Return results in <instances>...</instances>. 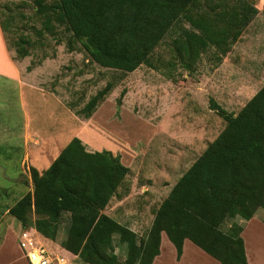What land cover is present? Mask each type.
<instances>
[{
    "label": "trees",
    "instance_id": "16d2710c",
    "mask_svg": "<svg viewBox=\"0 0 264 264\" xmlns=\"http://www.w3.org/2000/svg\"><path fill=\"white\" fill-rule=\"evenodd\" d=\"M41 27L50 20L63 24L80 41L89 60L126 73L150 57L164 35L169 58L163 62L170 79L178 67L189 73L202 52L212 49L217 60L256 13L251 0H31ZM187 26H183L182 22ZM5 24L0 19V30ZM175 28V29H174ZM19 38L16 53L25 56ZM112 87L111 82L91 95L80 112L90 116ZM115 104H120V96ZM209 108L222 118L218 134L182 172L158 204L146 232L138 236L102 212L128 168L108 150L87 152L73 136L42 171L28 167L31 190L7 209L22 228L55 240L64 223L59 245L83 264H150L158 253L163 231L175 249L187 238L218 264H248L240 227L226 219H248L264 210V83L235 112L212 100ZM264 223V214L261 217ZM124 246V258L114 254L113 238Z\"/></svg>",
    "mask_w": 264,
    "mask_h": 264
},
{
    "label": "rangeland",
    "instance_id": "374dc122",
    "mask_svg": "<svg viewBox=\"0 0 264 264\" xmlns=\"http://www.w3.org/2000/svg\"><path fill=\"white\" fill-rule=\"evenodd\" d=\"M53 1L44 0L46 3ZM251 1L256 13L225 55L217 60L212 49H207L200 54L192 72L176 67L169 79L163 62L169 58L168 41L177 31L175 28L164 35L152 51L150 57L155 67L140 64L132 71L121 73L91 62L80 41L72 39L63 24L50 20L49 29L43 30L31 0H0V19L5 24L1 33L11 59L21 64L22 72L48 59L54 60V65L40 72L39 86L45 90L60 85L63 94L58 96L59 107H56L53 100L44 99L48 94L31 91V97L27 99L31 108L26 110L29 131L44 134L53 126L57 129L55 121L60 113L58 120L68 130L64 138L76 128L81 141L86 139L99 144L96 150L110 148L118 154L128 167V187L119 191V197L120 193L127 196L119 205L123 212L120 215L131 223L137 219L138 236L149 225L153 210L178 175L222 129L224 121L209 108V102L212 100L226 112L235 113L264 83V0ZM182 23L187 26L186 22ZM22 37L26 38L23 46L27 54L19 57L16 49L20 44L18 39ZM42 77L47 80L41 81ZM106 82H111L112 87L102 101L106 100L96 105L100 104V110L95 112V107L90 116L84 117L81 107ZM21 90L24 96L29 92L24 86ZM121 90L120 106L115 110V99ZM19 95L20 85L0 75V264L19 254L18 234L20 230L29 229L22 228L5 210L22 193L31 190L29 165L19 162L23 147ZM61 108L65 114H61ZM27 142L28 145L36 143ZM140 186L147 190L141 193ZM117 199L113 198L105 210H109ZM263 212L256 208L255 218L259 219ZM233 220L226 219L220 228L226 230ZM63 237L64 223L57 229L55 240L48 244L59 247ZM35 239L44 242L40 236L36 235ZM160 241L164 245L160 252L164 253L162 264H166L170 254L165 245H169V241L165 235ZM48 244H43L44 248L54 250ZM113 244V252L121 261L124 246L118 244L116 237ZM189 244L192 243L187 240L186 245ZM61 254L71 258L65 251ZM199 255L187 250L182 264L215 262L207 254L205 257ZM65 264L83 263L72 258Z\"/></svg>",
    "mask_w": 264,
    "mask_h": 264
},
{
    "label": "crops",
    "instance_id": "0c3cea01",
    "mask_svg": "<svg viewBox=\"0 0 264 264\" xmlns=\"http://www.w3.org/2000/svg\"><path fill=\"white\" fill-rule=\"evenodd\" d=\"M20 65L21 64L15 63L14 60L11 59L9 52L7 51V49L5 47L4 39H3L1 30H0V75L4 76V78L16 81L18 86L20 85V95L18 96V100L20 102V109H21L22 115H23V131L21 134L23 147H22V153H21L19 162H21V163L26 162L27 165L33 166L35 169H37V171L40 172L49 165V163L55 158V156L59 153V151L64 147V145L68 142V140L71 137L75 136L78 139H81V138L78 135V133H77L78 129L76 130V128L73 130L74 132L70 136L64 138V134L68 130L65 129L66 127L64 126V123H60L58 120L60 113H57V120L55 121V124L58 125L57 129L54 130V126H53V129H51V131H48V133H44V134H41V133L39 134L38 132H36V131L33 132L32 130L29 131V127H27V124L29 123V118H28V113L26 110H27V107L31 108V105L29 103H27V99L29 100L31 97L30 96L32 94L31 91L40 92L41 94L42 93L48 94L49 96L44 98V99L48 98V100H50V99L53 100V102L55 103L54 106H56V107H59V105L57 104L58 96H63V94L60 93V91H61L60 87H59L60 85L48 87L45 90L42 88V86H39V79H40L39 74H40V72H44V70L46 69L45 67L54 65V60H53V62H52V59H48L46 61H43L41 63V65H37V66L31 68L29 71H26V72H24V71L22 72V70H20V67H22ZM46 80L47 79L43 78L41 81L44 82ZM22 86H24L25 88H27L29 90V92L27 93L26 96H24L23 91L21 90ZM35 99L36 98L34 97L33 100H35ZM104 101H102V102H104ZM99 105L96 107L95 112L96 111L98 112V110H100ZM115 106H116L115 110H118L120 104L118 106L115 104ZM61 114H65V111L63 109H62ZM28 140L35 141L36 142L35 145L31 144V143L28 145V142H27ZM211 140H209L208 142H210ZM80 142H81L84 150L87 152L102 150V149L96 150L97 147H99L98 146L99 144L90 143L86 139L84 141L80 140ZM206 144H205V146H206ZM204 147H203V149H204ZM107 149H109L108 151H110V148H107ZM107 149H104V150H107ZM111 154L115 155L116 153L111 152ZM119 162L122 165L126 166L124 164V162H122L120 156H119ZM180 175H178V177ZM177 178H176V180H177ZM171 186H170V188H171ZM125 187H128L127 173L125 174V176L123 177V179L121 180L119 185L116 187L114 194L109 198V200H108L107 204L105 205V207L103 208L102 212L104 214H106L107 216L111 217L112 219H114L115 221L127 226L129 229H131L133 232L136 233L137 232V225L139 224L137 219H134L135 221H133L131 223V222L123 220L121 218V215L123 214V212H122L121 208L119 207V205L123 199H126L127 196L120 193V197H119V191L121 188H125ZM170 188H169V190H170ZM139 190L141 191V193H143L144 191L147 190V188L145 186H140ZM168 192H167V194H168ZM113 198H119V200L117 199L118 201H116L115 204L110 206L109 210L106 211L105 208L107 207L108 203ZM8 207H6V209H5L6 211H7ZM154 210H153V212H154ZM120 213H122V214L120 215ZM263 214H264V212H263ZM263 214H262V216H263ZM152 216H153V214H152ZM262 216L258 217L259 219H256L254 216V213H253V215L251 217H249L248 219H241L238 217H234L233 219H235V220H233L231 222V223H235V224L239 225V227H240L239 236L242 240L243 253H244L245 259H246L248 264H264V223L261 221ZM148 226L146 228H144L142 231H140V236L146 232V230L148 229ZM28 228H29L28 230L30 232H32L33 234H35V236L36 235L38 237L40 236L43 239V241H44L43 244H46V243L48 244L50 241H52V240H49L45 237H42L32 227H28ZM162 235H165V233L163 231H161L159 233L158 253L153 256L150 264H162L163 263L164 253H160L162 250V247L164 246L160 241L162 238ZM187 240H188L187 238H184L182 240L181 252H180V255L178 258L175 257V249H174L173 245L171 244V242L168 240L169 245H165V248H167V250H168L167 252L170 255L167 256L168 261L166 262V264H182L183 257L187 253V250H190L191 252H195V253H200L201 256H204V254H206L203 250H201L199 247H197L191 241L190 242L192 244H189L190 246H187L186 245ZM40 242H42V241H40ZM165 243H167V242H165ZM48 245H49V247L54 249V250L48 249L47 250L48 252L50 251V253L53 255H60L65 260L63 263H57V264H65L68 260H70L72 258L75 260L76 255L71 254L70 252L63 249L61 246L57 247L58 244L57 245L56 244H52V245L48 244ZM197 248L200 249L201 251L198 250ZM60 251H61V253H62V251L63 252L65 251V253H67V254H69V256H71V258L67 259L66 257L63 256V254L60 253ZM203 252H204V254H202ZM18 253L19 254L16 255L14 258H6L4 264H28L25 257L23 256L21 250ZM211 258H213V257H211ZM214 260H215V262H213V264H218V261L216 259H214ZM48 264H56V263L51 262ZM197 264H200V263H197Z\"/></svg>",
    "mask_w": 264,
    "mask_h": 264
},
{
    "label": "built area",
    "instance_id": "2783aa9c",
    "mask_svg": "<svg viewBox=\"0 0 264 264\" xmlns=\"http://www.w3.org/2000/svg\"><path fill=\"white\" fill-rule=\"evenodd\" d=\"M17 245L28 264H57L65 261L62 256L48 252L28 229L20 230Z\"/></svg>",
    "mask_w": 264,
    "mask_h": 264
}]
</instances>
